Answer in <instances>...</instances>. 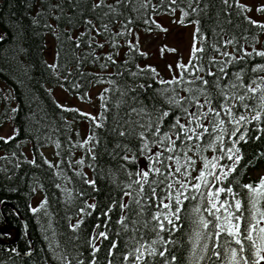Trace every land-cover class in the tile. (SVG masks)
<instances>
[{"label": "snow or ice", "instance_id": "1", "mask_svg": "<svg viewBox=\"0 0 264 264\" xmlns=\"http://www.w3.org/2000/svg\"><path fill=\"white\" fill-rule=\"evenodd\" d=\"M65 2L71 8V14L66 11ZM187 2L191 11L180 9L179 24L187 26V21L195 25L190 49H186L188 60L185 63L181 54L175 67L169 64L172 77L167 80L150 65L142 68L135 63L137 55L147 56L146 52L140 50L139 33L132 27L135 22L130 16L123 21L117 19L124 15L121 7L128 9L131 6L132 12L140 13L142 9L147 10L152 0H114V3L91 0L90 5L88 0H84L83 4L81 0L48 3L53 18L58 22L62 16H67V24L71 27L65 28L63 32L67 33L68 41H73L75 47L80 48L87 38L91 51L85 53L83 58L76 56L77 70L84 59L92 57L93 62L99 60L96 49L103 48L104 43L110 44L115 51L105 55V62L101 67L107 68L109 63L117 64L114 57L119 55L120 39L123 38L128 47V59L119 67L131 77V82L126 81L124 87L117 88L120 99L114 105L116 112L110 129L107 127L105 115L110 111L109 97L104 94L111 91L109 88H105L98 96L101 108L99 117L57 103V107L63 111L78 112L80 116L87 117L96 129L103 127L111 135L120 138L108 154L112 159L124 161L120 170L126 177L125 180H120L118 171L108 170L105 178L115 185L117 195L111 198L107 208L96 217L97 221L106 217L102 222L104 230L99 231L102 225L98 222L92 229L91 236L87 238L90 259H86L79 250L69 252L61 248L55 239L56 230L49 219L48 228L52 230V238L45 235L44 239L48 241V250L57 264H73V261L75 264H102L98 254L104 241H109L106 246V264H182L176 250L178 244L183 246V241L176 238L180 233L187 238L189 245L186 264H204L205 261L208 264H261L264 261V177L255 185H241L242 189L247 190V209L242 203L240 193L234 191L238 180H230L243 160L239 145L241 142H248L249 133L252 131L248 125L255 121L256 130L264 135V63H249L257 57L264 59V48L258 50L255 47L260 42V35L264 34V23L248 15L255 10L264 16V3L249 6L240 0H220L223 6L220 11L231 16V10L235 6L247 24L259 30L251 37L252 51L249 52L243 45L238 44L235 36L224 39L215 28L212 30L213 39L209 43L207 34L202 30L201 20L188 18L193 14L199 17L201 12L207 16L208 11L215 5L211 0ZM164 3L165 0H160L161 5ZM171 5L179 7L177 0H169V14L176 10ZM157 7L159 6L152 5L154 13ZM104 8L109 11L102 15L97 13L98 9ZM85 12L97 13L96 20L99 24L85 16ZM42 15V11H37L36 16ZM38 23L33 18V25ZM144 23L149 25L143 29L145 32L152 31L151 24H155L156 29L165 34L169 31L155 20L146 19ZM112 24H119L120 30L112 31ZM43 26L51 29L57 39L60 38L61 33L56 30L59 23L55 27L48 23ZM77 27H82L83 31L79 35H73L72 32ZM132 35L136 36L135 42L127 39ZM98 36L104 37V43L96 39ZM243 39L247 42L249 37L245 35ZM0 40H4L3 35H0ZM229 46L232 47V52L227 51ZM209 48L214 54L205 56ZM164 50L162 48L161 52ZM167 51L177 53L179 49L168 48ZM59 55L57 52L56 63L47 65L57 76ZM130 64H135V71L128 67ZM124 71L115 75L123 76ZM64 79L67 80V76ZM139 80L145 82H137ZM152 80L160 87L155 88L150 82ZM108 83L112 84L114 81L109 80ZM80 98L83 100L84 96ZM158 98L162 103H157ZM16 111L17 109H12L13 113ZM15 134L14 132L13 136L0 137V140L8 143L15 138ZM260 138L259 135L256 137L257 140ZM92 141L95 143L86 148L85 155H91L87 166L93 169L95 176L98 135L90 130L87 139L82 143L77 141L72 147L85 148ZM56 148H60L58 142ZM56 155L59 156L60 152ZM29 163L37 166L35 159ZM44 163L49 168L56 169L54 174L57 178L63 177L66 182H72L60 164H53L46 158ZM73 164L78 167H73ZM129 165L134 166V170ZM16 166L19 167V164ZM84 167V157L73 162L69 156L68 168L73 170L83 184L88 185L91 193L98 192L97 180L89 179L82 171ZM100 172L103 176L104 170L100 169ZM56 187L65 194L64 199L69 204H73L77 198L91 194L79 189L61 188L60 184ZM91 198L95 201L94 196ZM47 203L45 197L38 207H29L36 214L41 209H46ZM81 203L83 207L78 208L76 223H71V216L67 218L69 229L77 234L72 237L73 240L80 239L81 226L98 207L96 202L89 203L87 199L81 200ZM117 207L119 218L115 223L118 228L110 235V214ZM45 215H48L47 211ZM37 222L40 223L39 219ZM244 240L254 250L255 259L246 258L247 246L243 243ZM10 251L17 252V249L12 248ZM25 255L32 253L27 252Z\"/></svg>", "mask_w": 264, "mask_h": 264}, {"label": "trees", "instance_id": "2", "mask_svg": "<svg viewBox=\"0 0 264 264\" xmlns=\"http://www.w3.org/2000/svg\"><path fill=\"white\" fill-rule=\"evenodd\" d=\"M49 2L55 4L58 0H0V35L4 36V40H0V126L8 122L16 133L15 138L9 140L8 143L0 140V201H3V203H0V264H45V262L47 264H57V261L52 259V255L48 250V241L44 239L45 235L50 239L52 238V230L48 228L49 219H51L52 226L56 230L55 239L59 242L61 248L69 252L79 250L84 253L86 259H90L88 257L90 249L87 246V238L91 236L92 229L98 222L102 225L99 231L104 230L102 222L106 217H101L100 221H97L96 217L100 215L102 210L107 208L111 198L117 195L115 185L111 184L108 178H105L108 170L118 171L120 173L119 179H126L122 170H120V165L124 161L112 159L108 154L113 149L116 140L120 138L111 135L103 127L96 129L87 117L80 116L78 112L63 111L58 108L46 86H59L69 95L79 100H81V96H84L81 101L88 100V93L94 85H104L105 88L111 89L109 93H104L106 97H109L108 107L110 111L105 115L107 116V127L110 129L113 126L112 117L116 112L114 105L120 99L117 88L124 87L126 81L131 82L128 72L119 67L125 59H128L126 55L128 52L127 44L121 38L119 55L114 57L117 64L109 63L107 68H102L101 64L105 62V55L115 50L110 44L104 43L103 36L96 37L98 41L104 43L103 48L96 49L99 60L93 62L92 57L84 59L79 66V70H77L76 56L83 58L85 53L91 51L88 48L87 38L84 39L80 48H76L73 41H68L66 38L67 33L63 32L65 28L71 27L67 24V16H62L59 22L54 19L48 8ZM90 2L91 0H88L89 5ZM107 2L114 3V0H107ZM211 2L215 7L208 11L207 16L201 12L199 17L193 14L188 20L197 18L201 20L202 30L207 34L209 43L213 39L212 30L215 28L224 39L235 36L238 44L243 45L247 51L251 52V37L259 30L247 24L243 15L238 14V9L235 6L231 10V16H228L224 11H220L223 7L220 0H211ZM81 3L83 4L84 0H81ZM177 4H179V7L171 5L172 8L176 9L175 11H181V8L191 11L188 9L187 0H183V2L177 0ZM152 5L159 6L155 13L152 11ZM193 7H195V4ZM201 7H203V3ZM65 8L71 14V8L68 7L67 2H65ZM37 11H42L43 15L36 16ZM107 11H109L107 8L98 9L97 13L102 15L103 12ZM121 11L124 12V15L117 17V19L123 21L130 16L135 22L132 27L136 32L149 27L144 23V20H154L155 17L169 14V0H165L163 5L160 4V0H152L147 10L142 9L140 13L132 12L131 6L128 9L121 7ZM218 11L219 19H217ZM97 13L85 12V16H89L99 24V21L96 20ZM138 16L139 18H137ZM33 18L39 21L35 26L33 25ZM229 20H231V23H228ZM77 21L79 22V17H77ZM45 23L51 24L53 27L59 23V27L56 29L58 33H61L59 39L53 35L51 29L43 26ZM111 27L112 31L120 30L119 24H112ZM150 27L152 31L156 29L155 24H151ZM80 31H83V28L77 27L72 34L79 35ZM245 35L249 37L247 42L243 39ZM262 36L263 34L259 37L260 41ZM49 38L52 39L51 46L48 44ZM127 39L135 42L136 36H128ZM216 39H219V37ZM258 45L264 48V40L261 44L260 42L256 43L255 47ZM50 48L53 49V61L49 59V53H52ZM227 51L232 52V47L229 46ZM57 52L60 53L59 67L56 69L59 76L54 75L52 69L47 67L48 64L57 62ZM209 54H214L211 53L210 48L205 56ZM144 60L145 57L137 55L135 63L143 68L145 66L140 63ZM249 63L250 65L264 63V59L257 57L255 60H250ZM128 67L133 71L136 70L135 64H130ZM119 71H124V75H115ZM249 75H251L250 70ZM66 76L67 80L64 79ZM109 80L114 81V83H108ZM137 82L145 81L139 80ZM150 82L155 88L160 87L155 80ZM76 85H79V87H76ZM149 91L151 92V90ZM157 103H162V101L158 98ZM12 109H17V111L13 113ZM100 112L101 108H99L97 117H99ZM84 119L89 122V132L92 130L99 137V145L96 148L97 169L95 176L93 169L87 166V163L91 160V155H85L86 148L95 141L90 142L85 148L72 147L76 142L73 141L74 131L72 133L71 121ZM248 127L252 129L249 133L248 142L246 144L241 142L239 145L243 160L233 176L230 177V180H238V183L234 185V191L240 193V198L246 209L249 207L247 190L242 189L241 185L249 183L255 185L264 177V173L258 176L252 175V171L264 167V135L256 130L255 121ZM258 135L261 137L259 140L256 139ZM87 138L88 136L84 139ZM57 142L60 144L59 149L56 148ZM51 144H55V154L58 151L60 152L59 156L56 155L57 164H60L66 171L67 176L71 177V183L66 182L63 177L57 178L54 174L56 169L49 168L44 163L46 157L43 150ZM25 151H29V158L26 156ZM69 156H71L73 162L81 157L85 158V167L82 171L89 179L95 178L97 180L98 192L91 193L88 185L83 184L74 175L73 170L68 168ZM33 159H35L37 166L29 163ZM17 164H19V167L16 166ZM73 167L78 166L73 164ZM129 167H133L134 170V166L129 165ZM100 169L104 170L103 176ZM57 184H60L61 188L79 189L91 194L77 198L73 204H69L64 199L65 194L56 187ZM38 190L43 196L42 201L47 197L48 203L46 209H41L38 213L33 214L29 206ZM93 196L95 201L91 198ZM83 199H87L89 203L96 202L98 207L96 212L91 217H87L81 226L80 239L73 240L72 237L77 234L69 229L67 218L71 216V223H76V213L79 207H83L81 203ZM45 211L48 215H45ZM110 215L112 216L110 235H112L118 228L115 221L119 218V208L117 207ZM245 215L247 216L248 213L246 212ZM38 219L40 223L37 222ZM25 228H27V234H25ZM176 238L183 241V246L178 244L176 250L182 264H186V258L189 255L187 238L183 236V233L177 234ZM243 243L247 246L246 258L249 260L255 259L253 256L254 250L249 246V242L244 240ZM108 244L109 241H104V246L98 254L102 264H106V246ZM12 248L17 249L19 254L10 251ZM121 250H123L122 242ZM27 252H31L32 255H25ZM213 260H215V257H213ZM73 264H75L74 261ZM204 264H208V261H205ZM261 264H264V261Z\"/></svg>", "mask_w": 264, "mask_h": 264}, {"label": "rangeland", "instance_id": "3", "mask_svg": "<svg viewBox=\"0 0 264 264\" xmlns=\"http://www.w3.org/2000/svg\"><path fill=\"white\" fill-rule=\"evenodd\" d=\"M240 2L252 6L264 3V0H240ZM175 14L164 15L155 19L157 22L161 23L163 27L169 29L167 34L160 32L157 29L156 31L150 33L143 32L145 35L140 34L139 37L140 45L143 51L147 53V60L145 61L146 64L155 68L162 78L172 77V72L169 71L168 65L172 64L173 67H175V64L177 60L180 59L181 54L183 55L184 62L187 63L188 52L186 49H190L192 43L193 29L191 27L181 26L179 24L181 12H176ZM248 15L251 16L252 19L264 23V16H261L259 13L255 12V10H253L251 13H248ZM173 21L176 22L174 23ZM165 36H167V38H165ZM262 39H264V36ZM162 48L165 49L163 53L161 52ZM168 48H177L179 49V52H169L167 51ZM49 88L50 87H48V89ZM101 89L102 88L99 86H94L91 89L90 101L88 103L80 102L75 98L70 97L61 88L51 87V93L53 94L55 100L64 107L80 109L81 111L95 115L98 110V96L101 92ZM73 126L75 130V142H82L84 137L87 135V123L81 122L74 124ZM0 135L7 137L9 135V130H7V128L1 129ZM46 155L50 157V159H55L53 148H49L46 152ZM252 173L253 175H261L264 173V168L257 169ZM41 197V193L37 191V194L35 195V204L40 201Z\"/></svg>", "mask_w": 264, "mask_h": 264}, {"label": "bare ground", "instance_id": "4", "mask_svg": "<svg viewBox=\"0 0 264 264\" xmlns=\"http://www.w3.org/2000/svg\"><path fill=\"white\" fill-rule=\"evenodd\" d=\"M177 12H181V11H179V10H177ZM48 87H51V86H46V88L48 89ZM49 90V89H48ZM38 192H40L39 190H38ZM41 193V192H40ZM36 194H37V192H36ZM42 195V194H41ZM42 199H43V196L41 197V199H40V201L38 202V205H39V203L42 201ZM6 230H8V229H6ZM25 234H27V228H25Z\"/></svg>", "mask_w": 264, "mask_h": 264}]
</instances>
